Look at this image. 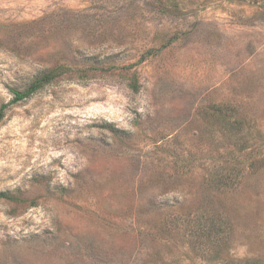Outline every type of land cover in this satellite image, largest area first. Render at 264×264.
Wrapping results in <instances>:
<instances>
[{
    "label": "rangeland",
    "instance_id": "374dc122",
    "mask_svg": "<svg viewBox=\"0 0 264 264\" xmlns=\"http://www.w3.org/2000/svg\"><path fill=\"white\" fill-rule=\"evenodd\" d=\"M60 65L0 115V264H264V0H0V109Z\"/></svg>",
    "mask_w": 264,
    "mask_h": 264
},
{
    "label": "trees",
    "instance_id": "16d2710c",
    "mask_svg": "<svg viewBox=\"0 0 264 264\" xmlns=\"http://www.w3.org/2000/svg\"><path fill=\"white\" fill-rule=\"evenodd\" d=\"M67 71V68L63 65L56 66L52 69H49L40 75H38L25 89L23 90H15L14 96L9 103H5L1 106L0 115L4 114L5 109L9 104L18 103L23 100H26L32 97L35 93L42 90L47 85L53 83L59 76L63 75ZM86 75H82L80 77H85ZM132 87L135 90L138 89L137 84L132 83ZM0 198H5L9 200H19L20 198L16 195H11L8 192H0Z\"/></svg>",
    "mask_w": 264,
    "mask_h": 264
}]
</instances>
